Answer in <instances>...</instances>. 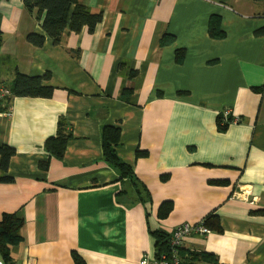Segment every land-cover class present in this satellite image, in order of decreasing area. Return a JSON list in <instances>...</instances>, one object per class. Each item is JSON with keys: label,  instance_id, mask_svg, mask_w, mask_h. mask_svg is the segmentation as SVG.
Segmentation results:
<instances>
[{"label": "crops", "instance_id": "obj_1", "mask_svg": "<svg viewBox=\"0 0 264 264\" xmlns=\"http://www.w3.org/2000/svg\"><path fill=\"white\" fill-rule=\"evenodd\" d=\"M78 3L101 20L55 43L36 8L0 0V88L17 72L51 88L11 95L0 113V146L14 149L0 219L22 221L12 262L139 264L160 234L209 217L208 234L184 239L183 261L264 264V0ZM225 110L239 122L219 129ZM105 126L120 131L130 178L103 157ZM59 133L61 156L45 145Z\"/></svg>", "mask_w": 264, "mask_h": 264}, {"label": "trees", "instance_id": "obj_2", "mask_svg": "<svg viewBox=\"0 0 264 264\" xmlns=\"http://www.w3.org/2000/svg\"><path fill=\"white\" fill-rule=\"evenodd\" d=\"M27 9L38 11V17L42 14L41 25L43 30L57 43L63 33V31L69 27L73 32H78L82 26H86L89 31H93L95 25L101 20V13H92L89 9L78 3V0H23ZM255 2L260 0H253ZM210 35L214 38H222L223 32L219 28V23L211 21ZM255 35H264V26L255 31ZM164 36L161 43L170 41V38ZM27 41L35 46H41L44 38L41 35L30 33L27 35ZM2 42L0 32V43ZM183 58L182 52L177 51L176 59L181 61ZM11 95H22L32 97H46L51 93V88L42 84V78L37 76H25L16 73V76L9 87ZM231 120L228 117L227 121H224L223 115H219L216 119V123L219 129H224ZM67 135L57 134V136L47 139L45 145L48 151L61 156L64 150ZM120 131L117 127L105 126L102 129V151L105 161H107L113 168H115L121 177L130 178L133 175L132 168L129 164L120 159L116 152V147L119 144ZM14 154V149L10 146L3 144L0 146V169L6 171L9 165V159ZM9 178L0 177V181H8ZM205 218V225L209 227L208 220ZM22 221L14 214H5L0 219V253L4 259L5 264L12 263V259L9 255L10 245H14L20 241L19 230L21 228ZM169 238L163 235L158 236V249L156 256L161 254H168L169 252ZM180 254V250H179ZM207 255L203 254L205 258ZM181 260L182 259V256ZM187 261L184 260L183 263Z\"/></svg>", "mask_w": 264, "mask_h": 264}, {"label": "built area", "instance_id": "obj_3", "mask_svg": "<svg viewBox=\"0 0 264 264\" xmlns=\"http://www.w3.org/2000/svg\"><path fill=\"white\" fill-rule=\"evenodd\" d=\"M11 96L9 89L0 88V113L8 115L10 107L8 104V98ZM224 121H227L228 117H231L229 123H238L239 118L232 117L229 110H225L222 113ZM210 232L209 228L205 225L204 220L200 222L189 224L182 223L177 225L171 232L169 238V252L168 254H161L154 259L147 257L140 260L139 264H184L181 260L179 250L185 238L191 235L205 236ZM0 264H5L0 261ZM15 264V263H10Z\"/></svg>", "mask_w": 264, "mask_h": 264}]
</instances>
